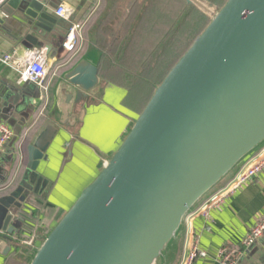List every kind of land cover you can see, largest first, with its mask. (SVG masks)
I'll return each instance as SVG.
<instances>
[{
  "label": "water",
  "instance_id": "obj_1",
  "mask_svg": "<svg viewBox=\"0 0 264 264\" xmlns=\"http://www.w3.org/2000/svg\"><path fill=\"white\" fill-rule=\"evenodd\" d=\"M184 1L210 24L49 235L26 245L32 202L47 198L54 185L48 165L59 126L75 121V109L106 86L93 59L62 72L55 109L28 143L22 177L0 197V257L29 256L28 264H162L195 207L264 145V0H228L222 8L210 0ZM4 7L26 19L31 32L24 46L49 44L50 56L51 40L62 34L50 5L8 0ZM29 84L1 95L11 126L14 113L31 106ZM26 126L15 128L11 149Z\"/></svg>",
  "mask_w": 264,
  "mask_h": 264
},
{
  "label": "crops",
  "instance_id": "obj_2",
  "mask_svg": "<svg viewBox=\"0 0 264 264\" xmlns=\"http://www.w3.org/2000/svg\"><path fill=\"white\" fill-rule=\"evenodd\" d=\"M45 1L50 5L47 7L49 14L58 20L62 32L61 38L56 36L50 43V70L46 81L49 101L40 103V97L37 98L39 87L29 84L31 106L22 114L14 113L12 119L16 125H10L13 130L27 126L15 149L8 145L0 153V197L12 191L22 177L28 160V143L49 112L55 109L54 92L62 72L73 67L81 58L93 59L106 86L102 94L92 99L87 107L75 109L72 113L75 121H69L68 126H59L62 135L50 153L48 165V177L54 183L53 188L47 198L35 197L30 211L32 215L26 216L33 225L28 227L27 234L32 233L31 240H35L37 245L49 235L80 191L117 151L133 120L147 106L152 96L148 90L130 88L131 75H141L146 66L155 67L157 58L153 56L154 45L163 36L160 30L172 24L176 26L178 15L183 14V10L179 8L182 11H178V5L175 6L172 0H146L145 3L140 0ZM134 3L140 5L138 11ZM60 7L73 12L70 20L57 16ZM100 7V15L95 16L94 11ZM5 9H9L10 13ZM182 20L180 17L179 21ZM76 23L83 24L81 40L77 52L70 55L63 50L62 43ZM30 32L21 13L4 7L0 13V57L12 54L20 59L29 50L49 47V44L32 49L25 47L23 42ZM149 57L155 58L152 67L150 62L143 63ZM22 85L19 73L0 61V118L4 121L8 122L10 118L2 114L5 100L1 95L6 96L11 89H18ZM57 116L60 119V115ZM9 171L10 175L7 176ZM233 174L217 188L224 186ZM203 202L204 199L195 207L194 214H190L188 222L168 248L162 264H180L193 246L206 252V257L194 264H220L217 258L219 250L225 245H240L259 217L264 215V170L243 190L231 196L220 209H210L205 214L200 209ZM29 261V256L20 260L14 256L0 257V264H28ZM238 264H264V237L245 252Z\"/></svg>",
  "mask_w": 264,
  "mask_h": 264
},
{
  "label": "built area",
  "instance_id": "obj_3",
  "mask_svg": "<svg viewBox=\"0 0 264 264\" xmlns=\"http://www.w3.org/2000/svg\"><path fill=\"white\" fill-rule=\"evenodd\" d=\"M8 0H0V13L4 4ZM57 16L68 20L73 16V12L60 7ZM83 24L76 23L70 29L62 43V48L67 54H75L78 50ZM0 61L19 73V82L32 83L40 89V103H47L48 87L47 78L49 76V58L47 49L29 50L23 58H15L12 54H5L0 57ZM47 96V97H46ZM13 128L0 118V153H2L14 138ZM264 170V145L244 160L235 170L233 176L224 186L216 188L204 198L201 210L207 214L210 209H220L228 199L237 192L243 190L248 184L253 182ZM193 213V212H192ZM194 214V213H193ZM191 214V215H193ZM190 215V216H191ZM187 218V222L190 218ZM264 237V215L259 217L248 234L243 238L238 246H223L218 252L220 264H238L246 251L256 246ZM26 245H31L32 240H25ZM206 257V252L193 246L180 264H194L198 259Z\"/></svg>",
  "mask_w": 264,
  "mask_h": 264
},
{
  "label": "rangeland",
  "instance_id": "obj_4",
  "mask_svg": "<svg viewBox=\"0 0 264 264\" xmlns=\"http://www.w3.org/2000/svg\"><path fill=\"white\" fill-rule=\"evenodd\" d=\"M227 1L228 0H213V2L217 6H219L220 8L224 7V5L227 3ZM140 2L141 3H145L146 0H140ZM172 2L174 3L175 6L178 5V11H182L183 10V14H181L182 19L184 21H186V18H188L187 22H186V24H188V27H185V29L183 31V33H182V41L180 43V46L178 47V51L182 47L184 48V51H183L182 55H180V52L177 54L180 57L175 59V62L172 64L173 66L171 65L172 68H173L174 65L177 64V62L182 58V56L192 46V44L195 42V40L203 33V31L206 29V27L210 24V18L207 17L206 15H204L203 13H201L196 8L188 7L185 1H184L185 4H183V5L181 4L180 0H172ZM173 3H172V5H173ZM174 5H173V7H174ZM102 7H100V9L97 8V10L94 11L95 12V16H97L102 11ZM179 8H181L182 10L179 9ZM139 9H140V5H138L136 7V11H138ZM160 9H162V8H160ZM191 9H194V10L191 11ZM98 10H99V12H98ZM199 15H202L204 18L200 17ZM132 17H134V16L132 15ZM181 22H183V21H181ZM108 23H111V22H108ZM179 23H180V21H178L177 26L175 28H177L179 26ZM197 29H199V32L195 33V30H197ZM160 31H161V35H163V36L159 38V42H158L157 47L155 48V50L159 49V47L161 45L163 47L164 45L168 46V45L171 44L170 43L172 41L171 37H170V35L168 36L167 33L171 32V31H175V29L171 28L170 25H169L168 27H164V29L162 27V29ZM190 40H191V42H190ZM158 54H160V56H161L164 53L159 52V53H157V55ZM153 56H156V55H153ZM144 61L148 62V63L150 62L149 64H151L150 66L152 67V65L155 62V58L154 57H151V58L149 57L148 60H144ZM156 61H158V60H156ZM170 70H169V72H170ZM143 71H145V75H143V76L140 75V78H139V76L138 77L134 76V74L132 73V75H131V84L129 85V87L134 89V90H136V91H137V89H143L144 91L148 90L149 91V95L153 96L156 87L159 86L163 82V80L165 79V77L167 76V74L169 72L167 71L168 72L167 74L165 73L163 76H160L158 78L154 73H152V71L149 72L147 69H143ZM138 79H140V81Z\"/></svg>",
  "mask_w": 264,
  "mask_h": 264
},
{
  "label": "trees",
  "instance_id": "obj_5",
  "mask_svg": "<svg viewBox=\"0 0 264 264\" xmlns=\"http://www.w3.org/2000/svg\"><path fill=\"white\" fill-rule=\"evenodd\" d=\"M213 1V0H212ZM181 4H185V2L183 0H180ZM137 3H134V7L136 9L137 7ZM192 8V7H191ZM194 10V9H191V11ZM200 17L204 18L202 15H199ZM180 14L178 15V21L180 19ZM187 19L186 18V21L182 20L183 22L180 21L179 23V26L177 28H175L176 26L174 24H172V26H170L171 28H174L175 31H171L169 33H167V35L171 37V44L168 45V46H163L162 45L159 47V49L157 50H154L155 51V57L157 58V63L155 65V67L153 68H150V67H146L145 69H147L149 72L152 71V73H154L158 78L160 76H163L165 73L167 74L169 72V70L172 68V64L175 62V59L180 57L178 56L177 54L180 52V55L183 54V51H184V48H180V50L178 51V47L180 46V43L182 41V33L185 29V27H188V24H186L187 22ZM199 32V29L195 30V33H198ZM197 35V34H196ZM184 40V39H183ZM191 42V40H190ZM189 42V43H190ZM183 43V42H182ZM186 44V43H185ZM157 47V45H155ZM154 46V47H155ZM160 51H162V54L161 56L157 53H159ZM142 63V62H141ZM143 63H148V62H145L143 61ZM172 65V66H171ZM171 67V68H170ZM168 71V72H167ZM134 76H139L140 78V74H135L133 73ZM141 75H145V71H142ZM140 81V79H138ZM149 92V91H148ZM234 173V171L227 177V179ZM226 180V179H225ZM11 191V190H10Z\"/></svg>",
  "mask_w": 264,
  "mask_h": 264
},
{
  "label": "flooded vegetation",
  "instance_id": "obj_6",
  "mask_svg": "<svg viewBox=\"0 0 264 264\" xmlns=\"http://www.w3.org/2000/svg\"><path fill=\"white\" fill-rule=\"evenodd\" d=\"M31 218V217H30Z\"/></svg>",
  "mask_w": 264,
  "mask_h": 264
}]
</instances>
